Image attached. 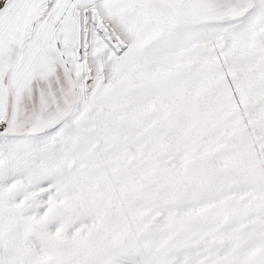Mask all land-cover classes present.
<instances>
[{"label":"snow or ice","instance_id":"snow-or-ice-1","mask_svg":"<svg viewBox=\"0 0 264 264\" xmlns=\"http://www.w3.org/2000/svg\"><path fill=\"white\" fill-rule=\"evenodd\" d=\"M0 264H264V0H0Z\"/></svg>","mask_w":264,"mask_h":264}]
</instances>
